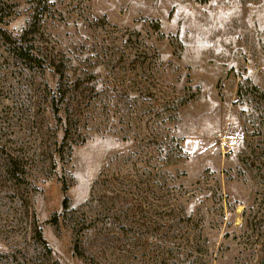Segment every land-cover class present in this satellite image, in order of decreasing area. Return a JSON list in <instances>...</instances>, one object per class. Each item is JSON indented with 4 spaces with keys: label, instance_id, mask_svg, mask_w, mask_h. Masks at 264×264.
Masks as SVG:
<instances>
[{
    "label": "rangeland",
    "instance_id": "374dc122",
    "mask_svg": "<svg viewBox=\"0 0 264 264\" xmlns=\"http://www.w3.org/2000/svg\"><path fill=\"white\" fill-rule=\"evenodd\" d=\"M27 28L75 110L0 38V264H264V0H0Z\"/></svg>",
    "mask_w": 264,
    "mask_h": 264
},
{
    "label": "trees",
    "instance_id": "16d2710c",
    "mask_svg": "<svg viewBox=\"0 0 264 264\" xmlns=\"http://www.w3.org/2000/svg\"><path fill=\"white\" fill-rule=\"evenodd\" d=\"M28 28H30V25L28 26ZM28 28L23 32L22 36H19L18 38H15V39H11L10 37L6 35L5 32H2V34L0 35V38L2 42L5 45H7L5 47V50L8 52V55L16 58L17 60H21L26 66H29V65L36 66L40 62H43L45 65H47L59 77V80L61 83V84L59 83V87L55 91L54 95L51 96L52 103L56 104L58 103L57 101H59V105H60L59 108L55 110V115H58V113L60 112L63 114L68 113L70 110L74 112L75 109L70 102V99H69L70 95L68 94V92L73 94L74 90L72 89V87L70 88V90L64 89L65 86H64L63 78L65 76V70L60 68L62 66H59L61 64L58 58L57 60L54 57L50 58L49 56L44 55L41 52V50L38 48V46L34 47L32 45L31 43L32 40L28 39V37L29 38L33 37V34L35 32L29 31ZM70 86H71V83L68 87ZM61 91H63V93H60ZM157 121L160 122V118L158 116H157ZM163 121L164 119L161 120V122ZM62 126L64 127L62 140L64 141V139L66 138L65 133H67L70 130V123L65 122ZM171 140L175 143L176 148L179 149L178 141L173 134H172ZM3 165H4L3 170L6 176H8L11 180L18 179L19 176L17 175V169L20 164L17 158L10 157V156L7 157L4 160ZM107 178L108 176H105V179ZM63 207L64 209L67 208V200L64 201ZM41 247L42 248L40 249V251L42 250L46 254V256H49L50 249L45 245V243H43ZM26 254H29V253H26ZM22 256L24 257L23 262H20L21 260L18 259L16 256H11L9 257L10 259H7L5 262H1V264H58L57 262H51L50 260H47L46 262L37 260L38 258H36L37 256H35L34 253L29 254V256L23 253Z\"/></svg>",
    "mask_w": 264,
    "mask_h": 264
},
{
    "label": "built area",
    "instance_id": "2783aa9c",
    "mask_svg": "<svg viewBox=\"0 0 264 264\" xmlns=\"http://www.w3.org/2000/svg\"><path fill=\"white\" fill-rule=\"evenodd\" d=\"M226 147L228 150L232 149V147H234V141L227 142Z\"/></svg>",
    "mask_w": 264,
    "mask_h": 264
}]
</instances>
